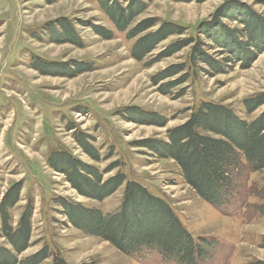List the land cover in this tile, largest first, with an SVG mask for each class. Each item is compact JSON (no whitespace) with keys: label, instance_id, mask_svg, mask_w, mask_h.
<instances>
[{"label":"rangeland","instance_id":"obj_1","mask_svg":"<svg viewBox=\"0 0 264 264\" xmlns=\"http://www.w3.org/2000/svg\"><path fill=\"white\" fill-rule=\"evenodd\" d=\"M101 0H0V203L14 185L21 182L20 202L12 209L17 225L26 207L33 206L31 247L27 257L44 246L60 253L70 264H180L157 253L125 254L100 237L87 235L59 213L56 198L64 197L100 207L104 212L119 209L125 187L103 201L80 196L64 175L49 165L52 151H69L76 158L104 171L119 165L105 178L122 172L139 181L156 196L163 197L177 212L195 239L213 241L211 258L203 264H250L264 261V169L248 166L239 174L234 198L214 206L187 184L179 166L159 158L143 146L147 138H167L168 130L188 120L203 101L222 103L244 115V99L264 93V49L248 67L229 63L223 72H214L207 63H193L195 44L157 60L176 41L187 37L204 41L203 49L216 59L229 53L199 30L209 27L243 28L236 18L222 16L224 7L238 4L264 17V0H144L147 7L133 22L146 18L174 22L186 28L183 35H171L145 60L132 57L135 40L119 32L102 10ZM127 6L130 0H119ZM67 20L82 45L57 41L60 23ZM93 25L114 31L107 40ZM156 25L149 31H155ZM55 29V31H54ZM157 60L154 64L152 61ZM38 60L91 67L75 76L43 72ZM186 64L191 76L165 94L160 85L178 79L173 76L154 83L157 73L172 64ZM60 67L54 68L57 72ZM184 91V95H176ZM139 108L162 115L165 126L128 119L127 108ZM264 106L251 114L257 117ZM125 113L126 115H122ZM74 124L75 129H69ZM76 131H85L101 151L93 160L75 140ZM142 145V146H140ZM112 154V157H108ZM108 157V159H106ZM0 244H6L0 239ZM20 258V259H21ZM47 259L42 264H52Z\"/></svg>","mask_w":264,"mask_h":264},{"label":"trees","instance_id":"obj_2","mask_svg":"<svg viewBox=\"0 0 264 264\" xmlns=\"http://www.w3.org/2000/svg\"><path fill=\"white\" fill-rule=\"evenodd\" d=\"M100 4L114 27L121 33L126 32L127 39L135 40L131 53L138 61L145 60L171 35L186 33L184 26L172 21L158 25L155 17L143 19L131 27L147 7L144 0H130L127 6L119 0H101ZM221 14L230 20L236 18L244 27L226 29L204 24L199 33L205 34L216 44L219 43L229 53V58L223 60L212 57L203 49L205 43L200 36H190L176 41L156 59H162L194 43L196 46L192 54L193 63L197 60L203 61L216 73L226 71L229 63L235 61L248 67L264 49V17L252 8L238 4L224 7ZM156 25L158 28L155 31H149ZM60 27L62 32L56 34L58 42L68 41L82 45L79 35L67 20L62 19ZM93 27L104 39L109 40L115 36L112 29L98 25ZM156 59L148 64H154ZM36 66L43 72L68 76L91 69L79 63L77 70L70 72L66 68L64 70V63H44L40 60ZM56 67L62 69L56 72ZM176 75L181 76L160 85L163 93L171 94L174 86L186 83L190 78L191 71L186 64H172L165 68L156 74L154 83L159 84ZM184 94L182 90L176 96L181 97ZM243 101L245 116L225 104L203 101L193 109L186 122L168 130L167 138H147L138 143L148 147L156 157L173 160L179 166L183 180L205 201L220 207L234 198L238 176L245 167L248 166L254 171L264 169V110L255 118H247L264 106V93L250 96ZM126 111L131 121L151 122L160 126L168 123L158 113L136 107L127 108ZM75 128L74 124L69 125V129ZM74 137L93 160L101 161V151L94 146L92 136L85 131H76ZM111 155L108 157H112ZM49 165L63 174L80 196L96 201H103L121 187H125L123 202L113 212H104L100 207H91L64 197L56 198L57 205L60 206L59 213L85 234L100 237L128 255L157 253L162 258L180 264H203L213 257V241L195 239L163 197L156 196L139 181L128 179L122 172L105 178L106 173L119 165L117 161L101 171L99 167L76 158L71 152L61 150L51 152ZM22 188L20 182L1 198L0 239H4L6 244H0V264H42L47 259H52V264H70L60 253L52 251L50 246H44L27 257H20L31 247L33 236L31 204L23 211L17 225H14L12 209L20 202ZM261 210L264 214V204ZM250 264H264V261L256 260Z\"/></svg>","mask_w":264,"mask_h":264}]
</instances>
